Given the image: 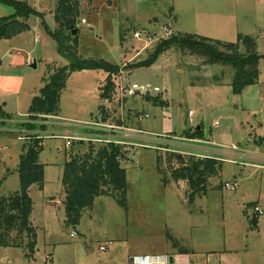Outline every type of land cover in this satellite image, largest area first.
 Returning a JSON list of instances; mask_svg holds the SVG:
<instances>
[{
    "label": "rangeland",
    "instance_id": "rangeland-1",
    "mask_svg": "<svg viewBox=\"0 0 264 264\" xmlns=\"http://www.w3.org/2000/svg\"><path fill=\"white\" fill-rule=\"evenodd\" d=\"M19 1L43 17L30 16L29 31L0 39V111L7 114L0 118V195L20 190L19 167L31 136L43 139L44 187L31 188V220L38 233L34 256L27 257L23 247H0V264H130L134 255L182 251L192 254L182 264H264V214L258 225L244 214L259 192L264 199V168L217 160L207 192L195 193L188 181L175 180L172 170L180 166L179 153L189 163L197 158L183 154L188 149L182 140L171 138L193 136L201 126L204 138L215 143L264 152V0H80V53L115 63L121 72L111 76L110 99L102 98L110 74L73 72L61 92L58 116L37 121L28 117L33 96L68 61L45 27V22L57 27V0ZM14 13V6L0 2V17ZM136 29H148L157 38L181 30L228 42L240 31L252 35L261 55L258 79L235 91L231 67L206 65L175 47L150 66L128 68L125 64L148 60L160 40L135 38ZM156 96L164 104L149 99ZM105 110L106 123L130 130L97 128ZM32 122L37 127L28 128ZM63 135L85 144L73 147L78 141L73 140L67 146ZM96 135L118 141L127 206L99 196L73 227L66 222L64 163L71 154L86 152L89 143L97 148L107 143ZM259 138L261 146L254 141ZM234 182L235 190L225 185Z\"/></svg>",
    "mask_w": 264,
    "mask_h": 264
},
{
    "label": "trees",
    "instance_id": "trees-1",
    "mask_svg": "<svg viewBox=\"0 0 264 264\" xmlns=\"http://www.w3.org/2000/svg\"><path fill=\"white\" fill-rule=\"evenodd\" d=\"M15 7L16 13L0 17V39H10L31 29L28 19L32 15L43 17V14L29 6L25 1L0 0ZM81 13L80 0H57L54 19L57 27L52 30L45 22L48 33L57 43V49L68 63L59 67L49 81L33 96L28 111L31 121L58 116L61 92L73 72L82 70H102L110 74L102 98L111 97L113 82L112 74L121 72V66L103 58L84 57L79 51V24ZM77 29L78 33L73 34ZM155 53L151 57L134 65L125 64L128 68L150 66L158 56L171 48H177L183 54L200 57L206 65L229 66L234 71L232 86L235 91L253 84L259 76L258 63L260 54L256 50V41L250 35L239 34L234 42L214 40L199 34L176 32L158 41ZM156 103L164 104L159 96L149 97ZM0 111V118L6 117ZM102 120L109 119V113L103 111ZM119 123H122L118 120ZM121 125V124H119ZM28 128L37 127L28 123ZM48 127L41 125L40 131L47 132ZM41 132V133H42ZM193 136L205 137L202 127L196 128ZM28 148L24 151L19 167L20 190L10 195H0V247H23L27 257L36 252L38 233L31 220L34 200L31 188L36 185L44 187V165L40 162V153L44 149L42 137H28ZM84 142L72 144L79 147ZM26 146V145H25ZM26 148V147H25ZM120 147L114 143L100 145L89 143L84 153H73L64 163L62 183L66 191L65 213L66 222L76 227L81 223L83 212L94 206L99 196L112 197L119 206H127L128 179L126 169L121 166ZM180 166L172 170L174 179L186 180L194 192H207L209 179L218 169L214 159H197V163H189L180 154L175 155ZM183 252V251H182Z\"/></svg>",
    "mask_w": 264,
    "mask_h": 264
},
{
    "label": "built area",
    "instance_id": "built-area-1",
    "mask_svg": "<svg viewBox=\"0 0 264 264\" xmlns=\"http://www.w3.org/2000/svg\"><path fill=\"white\" fill-rule=\"evenodd\" d=\"M82 22L84 23L86 22V20L83 19ZM134 37L138 39H147L149 42H154L157 39L163 38V37L157 38L156 34H152L148 30H144V29L135 30ZM193 114L194 112L190 111V115L192 116ZM148 116H149L148 114H145L146 118ZM102 122L96 123L94 125L101 130L104 129V131L110 130V133H112L113 131L120 133L123 132V130H130L129 128H125V126L123 127L120 125H114L112 123L109 124L106 123L105 121ZM105 136H109V135H101L102 138H98L96 135L95 138H97V140H100V142H104V141L107 142L106 144H111V143L116 144L118 142L114 138L105 140L106 138ZM111 137H114V135H111ZM63 138L66 140L67 146L72 144L73 140L82 141L80 137H75V136L63 135ZM171 138H173L174 142L176 141L177 143H179L178 140L180 139L182 140L183 147H186V149H188V151L187 150L181 151L185 155L195 156L197 159H214L216 161L222 160V161L235 162V163L240 161L241 163H243L241 160H238L241 159L240 157H238V154H240L239 152L242 151L240 145L238 144H232V145L218 144L215 143L214 141L209 140L208 138L199 137V136L178 137L172 135ZM225 185L227 188L231 190L236 189L235 183L232 184L226 183ZM253 210L257 215L264 214V211L257 205L253 206ZM106 249L107 246L105 245L101 246V250H106ZM170 256H171L170 254L134 255L130 259V264H177L175 257H174V262L173 263L170 262Z\"/></svg>",
    "mask_w": 264,
    "mask_h": 264
},
{
    "label": "crops",
    "instance_id": "crops-1",
    "mask_svg": "<svg viewBox=\"0 0 264 264\" xmlns=\"http://www.w3.org/2000/svg\"><path fill=\"white\" fill-rule=\"evenodd\" d=\"M137 30V29H136ZM146 30H148V29H146ZM172 31L174 30L173 28L171 29ZM148 31H150V30H148ZM151 32V31H150ZM177 32H184V31H181V30H179V31H177ZM187 33H192V32H188L187 31ZM153 34H155V33H153ZM193 34H196V33H193ZM239 34H244V35H248V34H246V33H244V32H241L240 31V33ZM238 34V35H239ZM200 35V34H199ZM203 36V35H202ZM250 36H252V35H250ZM205 37H207V36H205ZM238 37V36H237ZM253 37V36H252ZM209 38V37H208ZM254 38V37H253ZM79 39H80V37H79ZM257 50V49H256ZM258 52V51H257ZM30 62H31V60H29ZM194 115V114H193ZM200 128H201V126H200ZM254 141H255V143H257V145H259V146H261V138H259V139H254ZM241 147V146H240ZM241 152H239L240 154H238V157H240L241 159V161L243 162V163H241V162H238V163H240L242 166H245V167H258V168H264V152H262V151H254V150H252L250 147H241ZM247 163V164H246ZM236 185H237V183L236 182H234ZM33 187V186H32ZM246 198H248V195L247 196H243V199H246ZM244 201V200H243ZM250 201V200H249ZM252 201V200H251ZM255 201V200H254ZM250 203L251 202H248V205H250ZM252 203H254V204H251L250 206H248V208L246 209V211L244 212V214L246 215V216H248L249 218H250V220H251V222H252V219H253V216L254 215H256V218H257V224H254V225H258V223H259V219H260V217H261V215H257L255 212H254V210L252 209V205H257V206H259L263 211H264V199L262 198V193L261 192H259V196H258V200H256L255 202H253L252 201ZM253 223V222H252ZM189 254V256H190V258H192V254L191 253H188ZM188 254L187 255H185V253H179V254H173V256L176 258V261H177V263H185L184 261L186 260V258L185 257H187L188 256Z\"/></svg>",
    "mask_w": 264,
    "mask_h": 264
},
{
    "label": "water",
    "instance_id": "water-1",
    "mask_svg": "<svg viewBox=\"0 0 264 264\" xmlns=\"http://www.w3.org/2000/svg\"><path fill=\"white\" fill-rule=\"evenodd\" d=\"M77 33H78V30L75 29V30L73 31V34L76 35ZM33 66L35 67V66H36V63H34ZM197 128L200 129V126H198ZM252 222H253V224H257V218H256V215L253 216ZM170 262H171V263L174 262V256H173V255L170 256Z\"/></svg>",
    "mask_w": 264,
    "mask_h": 264
}]
</instances>
